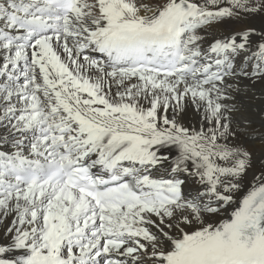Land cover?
Wrapping results in <instances>:
<instances>
[{"label":"snow or ice","instance_id":"snow-or-ice-1","mask_svg":"<svg viewBox=\"0 0 264 264\" xmlns=\"http://www.w3.org/2000/svg\"><path fill=\"white\" fill-rule=\"evenodd\" d=\"M250 17L0 0V264H264V28L228 27Z\"/></svg>","mask_w":264,"mask_h":264},{"label":"bare ground","instance_id":"bare-ground-1","mask_svg":"<svg viewBox=\"0 0 264 264\" xmlns=\"http://www.w3.org/2000/svg\"><path fill=\"white\" fill-rule=\"evenodd\" d=\"M254 27L256 29H261L264 28V18L261 17H250L244 21L238 22V23H233L228 25L229 28L233 29H239L242 27ZM247 103V101H245ZM258 104V102H257Z\"/></svg>","mask_w":264,"mask_h":264}]
</instances>
